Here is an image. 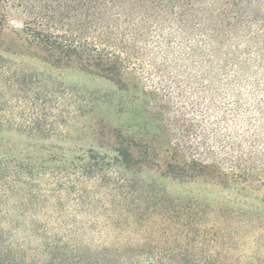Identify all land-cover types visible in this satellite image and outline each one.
<instances>
[{
    "label": "trees",
    "instance_id": "1",
    "mask_svg": "<svg viewBox=\"0 0 264 264\" xmlns=\"http://www.w3.org/2000/svg\"><path fill=\"white\" fill-rule=\"evenodd\" d=\"M11 19L22 28L9 30ZM8 32L16 46L45 63L94 73L122 89L132 84L153 88L155 112L167 117L169 132L177 137L171 141L170 135L162 148L114 132L116 152L129 172L150 168L164 179L181 183L252 178L250 170H243L257 152L250 134L226 129L229 151L212 156L199 149L191 152L182 143L202 135L197 117L206 112L203 100L210 98L217 106L222 130L229 112L224 103L218 106L217 99L242 102V88L249 81L255 82L256 91L264 84V0H0V128L51 136L55 134L51 118L45 109L38 110L44 100L27 88L37 76L7 58L13 52L1 38ZM52 95L46 92L45 96ZM252 96L257 98L254 92ZM13 103L23 113L9 112L15 110ZM225 139L220 135V144ZM57 169L0 155V264L25 263L27 256L16 244H56L44 223L51 214L42 216L37 211L42 213L51 203L47 195L36 194L39 185L34 174L48 173L56 179ZM115 174L108 171L89 179L98 182ZM112 184L106 187L113 188ZM21 231L29 237L16 239ZM192 246L187 254L194 250ZM205 264L217 262L208 257Z\"/></svg>",
    "mask_w": 264,
    "mask_h": 264
},
{
    "label": "rangeland",
    "instance_id": "2",
    "mask_svg": "<svg viewBox=\"0 0 264 264\" xmlns=\"http://www.w3.org/2000/svg\"><path fill=\"white\" fill-rule=\"evenodd\" d=\"M9 23V30L22 28L16 19ZM8 34L1 42L13 54L6 57L37 76L27 88L44 100L38 110L49 114L55 134L0 128V155L56 166L60 175L54 179L48 173L34 174L36 194L47 195L51 203L42 213L37 211L51 214L44 223L56 244H16L27 256L24 264H205L208 257L217 264H264V84L256 91L255 82L249 81L242 88V102L217 99L229 112L222 130L217 106L210 98L203 100L206 112L197 117L202 135L182 143L191 152L199 149L212 156L229 151L226 129L248 133L257 152L243 170H250L252 178L218 184L175 182L150 168L129 172L116 152V131L162 148L170 135L171 141L177 137L170 134L167 117L155 112L153 88L132 84L122 89L94 73L53 66L24 52ZM11 107L15 110L9 112L23 113L16 110L17 103ZM220 135L226 138L222 144ZM108 171L117 174L98 182L89 179ZM28 237L21 231L16 239ZM189 244L194 250L187 254Z\"/></svg>",
    "mask_w": 264,
    "mask_h": 264
}]
</instances>
